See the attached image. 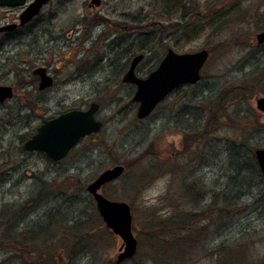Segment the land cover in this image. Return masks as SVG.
Returning <instances> with one entry per match:
<instances>
[{
	"label": "rangeland",
	"instance_id": "1",
	"mask_svg": "<svg viewBox=\"0 0 264 264\" xmlns=\"http://www.w3.org/2000/svg\"><path fill=\"white\" fill-rule=\"evenodd\" d=\"M164 1L103 0L92 12L90 0H54L39 16L35 34L9 47V65L0 76L9 78L18 99L6 112L9 124L1 134L0 264H264V179L240 172L244 180L235 183L231 169L240 152L264 149V118L255 108L264 97V43L255 42L264 29V0H186L184 18L177 9L167 13ZM106 19L127 28L112 30ZM168 48L179 54L208 50L201 81L138 121L135 89L121 80L134 54L145 55L136 69L141 77ZM40 67L54 78L45 92L32 74ZM230 98L228 109L220 110ZM92 102L100 106L95 116L103 128L62 164L20 151L43 121ZM23 159L24 168L3 173ZM115 165L126 172L101 193L131 207L138 241L137 257L121 263L122 241L98 221L86 191ZM24 172L29 178L16 184ZM157 213L162 221L178 216L175 225L186 226V234L155 229ZM153 232L173 240L185 235L186 241L158 254Z\"/></svg>",
	"mask_w": 264,
	"mask_h": 264
},
{
	"label": "water",
	"instance_id": "2",
	"mask_svg": "<svg viewBox=\"0 0 264 264\" xmlns=\"http://www.w3.org/2000/svg\"><path fill=\"white\" fill-rule=\"evenodd\" d=\"M51 0H33L19 17V23L0 28V33L13 31L24 26L39 15L41 9ZM97 0H92V2ZM25 0H0V7H19ZM256 43H264V29L255 37ZM207 50L194 53L179 54L168 49L155 70L146 78L135 75V68L143 59V55L135 56L130 62L129 69L124 74L122 82L135 86L132 102L138 104L136 118L144 120L164 99L182 85H195L201 79L200 71L208 59ZM34 76L40 79L39 91L50 88L53 84L51 77L46 75L45 69L33 71ZM12 97L10 87H0V102ZM256 110L264 118V97L255 100ZM99 105L91 103L86 110H71L44 122L36 129V133L27 140L23 149L28 152H42L53 161L62 160L84 137L97 134L102 123L95 118ZM254 157L264 178V149H256ZM125 168L115 165L102 171L86 187L92 196L99 217L105 226L122 241L121 252L117 263L130 259L136 252L137 241L132 234V213L130 206L125 202L107 199L100 191L106 184L117 180L124 173Z\"/></svg>",
	"mask_w": 264,
	"mask_h": 264
},
{
	"label": "flooded vegetation",
	"instance_id": "3",
	"mask_svg": "<svg viewBox=\"0 0 264 264\" xmlns=\"http://www.w3.org/2000/svg\"><path fill=\"white\" fill-rule=\"evenodd\" d=\"M54 0H51L50 2H48V4H46L44 7H43V9L46 7V6H48L50 3H52ZM98 1V3H96V1H94V2H92V0H90V2H89V4H88V7H89V9H91L92 10V12L94 11V9H98V8H101L102 6H104L106 3H104L103 2V0H97ZM173 0H165L164 2H165V4H167V13L169 12V10H170V8L171 9H173V2H172ZM185 1V0H184ZM33 2V0H25V3H24V5H22V6H19V7H0V28H5V27H8V26H11V25H14V24H18L19 23V17H20V15L25 11V9L27 8V6L30 4V3H32ZM43 9H41V11H40V13H39V15L38 16H36L35 18H33L30 22H28L27 24H25L24 26H20V27H17L15 30H13V31H4V32H1L0 33V73H1V69L2 68H5V66H8L9 65V58H8V54H9V47L13 44V43H15L14 41H16V43H22L24 40H25V38H27L28 36H29V34L30 33H33V34H35L34 33V31L36 30V29H39L40 27H41V25H42V22L40 21V20H38V18H39V16L41 15V13H42V11H43ZM6 11L7 10V12H9V11H15L14 13H17L15 16L14 15H9V17L7 18V16L6 15H2V12L3 11ZM112 10H118V8H114V9H112ZM99 20H102L101 18L100 19H98V21ZM106 25H107V27L109 28V27H112L111 29L112 30H115V31H117L118 32V30L120 29V28H123V29H126L127 27H126V25H121V24H118V23H114V21H110V20H107L106 19V21L104 22ZM109 33V32H108ZM18 35H19V37H18ZM105 35V34H104ZM108 35V34H107ZM20 36H21V41L22 42H20ZM34 36H36V35H34ZM51 39V41H56V39L55 38H50ZM34 40H35V38H33L32 39V42H34ZM106 41H107V39H106ZM106 41H105V43H106ZM113 42H118V39H114V40H112V41H110V44H113ZM120 45H121V41H120V43H119ZM27 46H29V43H27ZM167 50V49H166ZM137 54H139V53H136V54H134L133 56H132V58L134 57V56H136ZM144 55V54H143ZM164 57V56H163ZM162 57V58H163ZM132 58H131V60H132ZM144 58H145V55H144ZM162 58L158 61V63H157V65L159 64V62L162 60ZM131 60L129 61V64H130V62H131ZM129 64H128V67H129ZM157 65H156V67H157ZM138 67V66H137ZM137 67L135 68V74H136V69H137ZM155 67V68H156ZM154 68V69H155ZM43 69H45V68H43ZM154 69H152L151 71H153ZM150 71V72H151ZM45 72H46V75L47 76H49V77H51L52 78V80H53V84H52V86L54 85V78H53V76H51L49 73H47V71H46V69H45ZM149 72V73H150ZM149 73H147L146 75H143V76H141V78H145V77H147V75L149 74ZM136 76H138L137 74H136ZM36 78H37V80H38V82H40V79H39V77H37L36 76ZM39 84V83H38ZM51 86V87H52ZM0 87H10L11 89H12V97L11 98H8V99H5V100H3V101H1L0 102V150H1V148H3V147H1V141H2V139H1V134L3 133V132H5V127L9 124L8 123V114L6 113V112H8L9 110H11V109H13V103H16V101H15V99H18V94H16V91H15V89H14V87L10 84V82H9V78L8 77H4V76H0ZM50 87V88H51ZM183 87H190V86H181V87H178L177 89H175V90H173L169 95H168V97H167V99H169V97H172L174 94H175V92H178V91H180ZM50 88H48V89H50ZM133 88L135 89V86H133ZM37 89H38V87H37ZM48 89H46L45 91H47ZM39 90V89H38ZM45 91H43V90H41V91H39V92H45ZM135 91V90H134ZM22 92H24V87L22 88ZM17 95V96H16ZM21 96H24V94L23 95H21ZM88 109V108H87ZM82 110V109H81ZM84 110H86V109H84ZM21 108L20 109H18V112H19V116L21 115L20 113H21ZM2 112H4V113H2ZM9 113V112H8ZM182 114H184V113H182ZM184 116V115H183ZM27 118H29V117H27ZM179 119H181L182 120V122H179L180 124H182V126L184 125V123H185V120H184V118L182 117V116H180L179 117ZM44 122H46V121H43L42 122V124L44 123ZM178 123V124H179ZM42 124H40V125H42ZM178 124H177V126H178ZM179 124V125H180ZM36 132V131H35ZM35 134V133H34ZM33 134V135H34ZM90 137V136H89ZM31 138V137H30ZM29 138V139H30ZM95 138V137H94ZM29 139H27V140H29ZM26 140V141H27ZM25 141V142H26ZM24 142V143H25ZM24 143H23V145H24ZM23 145L21 146V149H20V151L22 152V153H29V152H26V151H24V149H23ZM34 153V152H33ZM43 154V153H42ZM45 155V154H44ZM68 156V155H67ZM66 156V157H67ZM8 157H11L10 155L8 156ZM7 157V158H8ZM45 157V159L46 160H49V161H51V162H53L50 158H48L46 155L44 156ZM66 157L63 159V160H65L66 159ZM63 160H61V161H58V162H53L54 164H57V165H59V164H62L63 163ZM2 160H0V162H1ZM24 161H25V159H23V161H21V163H20V166H16V168L14 169V168H11V169H9V168H6V166H5V172H3L4 174H6L7 176H10L14 171H17L19 168H21V167H23L24 168ZM8 163V161L6 160L5 161V165ZM64 168H65V166H64ZM0 169H2V165L0 164ZM68 169H70V167H66L65 168V171H67ZM1 174V173H0ZM27 173L26 172H24L21 176H20V181H18L16 184H18V183H20L22 180H24V179H28L29 178V176H27L26 175ZM30 175V174H29ZM4 180H5V175H4ZM1 182H3V180H0V183ZM16 184L14 185V186H16ZM77 190V188H75L74 187V189H73V191H76ZM28 201V200H27ZM28 203V202H27ZM22 208L24 209V208H27L26 207V203H25V205L23 204L22 205Z\"/></svg>",
	"mask_w": 264,
	"mask_h": 264
},
{
	"label": "trees",
	"instance_id": "4",
	"mask_svg": "<svg viewBox=\"0 0 264 264\" xmlns=\"http://www.w3.org/2000/svg\"><path fill=\"white\" fill-rule=\"evenodd\" d=\"M173 2V9H177V10H180L181 11V13H182V17L184 18L185 16L183 15V10L185 9V5H184V2H186V0L184 1V0H173L172 1ZM169 13V12H168ZM194 16L193 15H190V17L189 18H193ZM263 78V77H262ZM233 90H235L234 88H231V89H227V90H225L224 91V95L226 96L228 93H230L231 91H233ZM239 90H242V89H239ZM224 101H225V99L223 100V104H224ZM230 102H232V100H231V98L229 99V100H226V105H222V106H220L221 107V109L220 110H223V108L225 109V111L228 109V106H229V103ZM216 109H217V107H216ZM209 117H211V116H209ZM212 119V118H211ZM209 120H210V118H209ZM253 149H250V150H248L247 152H240V157H238V158H241V160L239 159V161L238 162H241V165H243L244 164V167H240L241 165H238V162H236V163H234L232 166H231V169L234 171V172H236V175H237V178H235V179H233L232 181L233 182H235L236 183V181L238 182H242L244 179L241 177V175H240V172H245V173H250V175L251 176H253L254 178H257L258 180H261L262 179V176H261V174H260V172H259V170H258V167H257V165H256V163H255V159H254V155H253ZM251 162V166H248V165H246V164H248V163H250ZM247 175H249V174H247ZM240 179H242V181L240 180ZM252 185H254V184H252ZM239 187H243V185L241 184V186L240 185H238ZM250 187H251V185H249V186H247V190H245L244 192L243 191H240V192H238V193H236V196H235V198H236V200H238V199H241V198H243L244 196H246V193H247V191L248 190H250ZM228 188V190L231 188L230 186H228L227 187ZM227 188L225 189V190H227ZM74 192H77V190L76 191H74ZM49 198H51V197H49ZM52 200H55L56 198L54 197H52L51 198ZM166 203V202H165ZM73 206V205H72ZM173 206V205H172ZM171 207V206H170ZM169 207V208H170ZM21 210H23V211H25L26 210V208H22ZM173 210H174V212H175V209H174V206H173ZM93 212H94V214H95V216L97 217V219H98V221L101 223V220H100V218L98 217V215H97V213H96V211H95V209H94V206H93ZM173 213V212H172ZM159 213H157L156 214V216L157 217H159ZM179 218H178V216L177 217H175V215L173 214V217L169 220V221H167V220H163L162 221V219H161V217H159V218H157V220H156V223H155V225H154V228L155 229H160V231L161 232H163L164 233V230H165V226H167L168 228H167V230L168 229H174V230H179V231H181L180 233H185L186 234V230H185V227H181V226H177V225H175V221H177ZM169 223V224H168ZM164 229H163V228ZM134 228V227H133ZM143 228V227H142ZM70 229H71V227H70ZM204 229V228H203ZM72 230V229H71ZM159 231V233H161ZM140 232V231H139ZM166 233V232H165ZM68 234H71V231L68 233ZM166 234H171V231H169V233H166ZM175 234H177V233H175ZM143 235L144 236H147L145 233H144V228H143ZM79 236H82V235H80V233H79ZM88 236H90V235H85V237H88ZM153 236L155 237V239L156 240H158L159 242H160V245H159V247H158V252H157V246H156V244H157V241H156V244L155 245H153V250H152V252L154 253L155 251L158 253V254H160V253H163V252H166V250H168L169 249V247L171 246L172 247V243L173 242H180L181 244H182V242H185L186 241V238H185V235L184 236H179V237H175L174 238V240H173V238H172V236H170V238H168V237H164L163 235L162 236H158V234L157 235H155L154 234V232H153ZM175 236V235H174ZM23 243H24V239H23ZM179 243V244H180ZM18 244H20V241H18ZM76 244L78 245L79 243H77V237H76V241H75V246H76ZM74 246V247H75ZM182 247V246H181ZM180 247V248H181ZM83 250H85L86 251V248L85 247H83L82 248ZM184 250H185V246H184ZM137 255L138 254H136V256L134 257V258H136L137 257ZM159 256V255H158ZM156 259V258H155ZM157 262V261H156ZM158 263V262H157ZM147 264H150L149 262H147Z\"/></svg>",
	"mask_w": 264,
	"mask_h": 264
},
{
	"label": "bare ground",
	"instance_id": "5",
	"mask_svg": "<svg viewBox=\"0 0 264 264\" xmlns=\"http://www.w3.org/2000/svg\"><path fill=\"white\" fill-rule=\"evenodd\" d=\"M28 201H26V202H24V205H25V203H27Z\"/></svg>",
	"mask_w": 264,
	"mask_h": 264
}]
</instances>
